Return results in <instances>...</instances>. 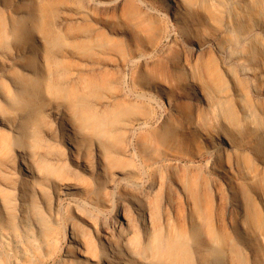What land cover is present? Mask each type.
I'll list each match as a JSON object with an SVG mask.
<instances>
[{"label": "rangeland", "instance_id": "obj_1", "mask_svg": "<svg viewBox=\"0 0 264 264\" xmlns=\"http://www.w3.org/2000/svg\"><path fill=\"white\" fill-rule=\"evenodd\" d=\"M84 103L113 131L106 173L79 176L59 209L51 185L26 190V221L12 226L27 254L0 248V264H63L72 229L101 251L98 229L135 187L171 200L166 220L190 247L183 264H202L215 232L236 264H264V0H0V194L13 216L19 151L63 157L57 114L75 120ZM213 132L231 145L219 157L203 135ZM84 156L95 164L94 141Z\"/></svg>", "mask_w": 264, "mask_h": 264}, {"label": "bare ground", "instance_id": "obj_2", "mask_svg": "<svg viewBox=\"0 0 264 264\" xmlns=\"http://www.w3.org/2000/svg\"><path fill=\"white\" fill-rule=\"evenodd\" d=\"M57 115L56 122L59 125L60 136L58 135V138L52 139V142L65 148L64 156L61 158L51 157L50 160H45L40 155H30L19 151L20 157L16 171L20 175V180L13 187V189H20L15 201L17 205L16 216H13L10 210L13 202L7 201L0 194V248L4 251L11 253V251L18 249L22 251V253L19 252L20 254H27L23 242L17 237L19 235H15L12 226L14 219L19 220L22 224L26 221V190H32L33 195L42 194L45 186L51 185V188L56 192L55 204L59 209L61 201L69 195L80 192L81 188L76 179L79 176L85 175H90V177L94 178L104 175L107 170L104 158H108L114 153L111 145L114 136L113 131L110 129L107 115H100L92 105L87 103L79 107L75 120L69 121L60 114ZM115 124L116 122L114 124L112 123V125ZM91 135L93 136V140L89 141ZM203 135L208 142H211L216 157L221 156L223 150L226 149L224 146L230 145L227 137L219 132H213V134L204 133ZM93 141L96 146V162L90 165L84 156V152H86L90 143ZM46 164L47 166L50 165L54 171L56 169L64 170L67 167L68 172L72 176L56 179L52 174L47 175L44 172ZM216 170L221 176L228 177L223 167H218ZM14 172L12 171L10 173L14 174ZM114 176L115 178L122 176L123 179H128L123 172H116ZM128 181L133 184L136 183V181L131 179ZM4 185L7 188H11L6 184ZM135 188L136 190L133 191L134 195L131 196L132 200L127 204L122 203L119 205L117 218L111 220L110 223L102 224L98 229V243L101 246V251H96L88 246L84 237L72 229L69 238L70 246L73 249L66 250L63 264L185 263V257L188 249H190L185 242L187 237L185 235L186 233L184 230L179 231L180 227H169V221L167 222L164 212L167 207H172L171 200H165V203L160 202L153 195L157 189L156 187L144 191L142 189L139 190L137 187ZM150 197H152L151 200H149ZM160 205H162L160 216L164 217L165 227L160 224L161 219H158ZM231 206L232 212H238L241 215V209L236 200L231 202ZM81 217L86 225H93L88 218ZM191 220L194 221L193 218H188V221L191 222ZM166 226L167 229H165ZM223 236L220 232L212 234L211 243L205 245V252H200L204 260L202 264H236L234 262L235 260L226 253V246L222 240ZM234 236L241 240L245 248L251 245L249 242L250 238L243 235L239 227L236 228ZM24 237L29 240L28 235ZM199 250H203L202 247L196 251Z\"/></svg>", "mask_w": 264, "mask_h": 264}]
</instances>
